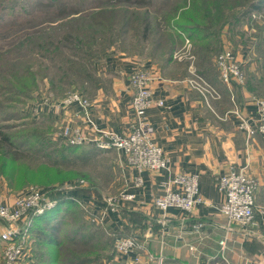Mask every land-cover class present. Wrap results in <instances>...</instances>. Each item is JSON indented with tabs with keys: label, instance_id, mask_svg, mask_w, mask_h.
<instances>
[{
	"label": "rangeland",
	"instance_id": "374dc122",
	"mask_svg": "<svg viewBox=\"0 0 264 264\" xmlns=\"http://www.w3.org/2000/svg\"><path fill=\"white\" fill-rule=\"evenodd\" d=\"M54 1L0 0V58L14 59V64L30 66L37 83V87L23 94H12L7 86L1 87L0 139L7 135L19 148L33 153L34 157L29 155L33 158L31 161L25 157L18 162L0 160V202L13 205L28 189L36 187L56 200L55 206L59 207L49 222L36 221V215L23 219L21 228H24L28 249L26 259L20 264H68L73 257L87 259L92 264H109L118 256L116 236L100 226H103L105 216L111 210L107 200L113 198L112 205H117L123 193H131L124 176L126 161L115 149H101L92 144L68 146L60 135L62 124L55 115L57 107L53 105L70 91L91 95L95 83L104 78L97 73V64L109 55L120 54L127 49L128 54L152 58L155 53L150 49L154 39H158L157 30L151 28L150 35L145 38L144 28L140 25L142 22L128 14L142 16L148 11V15L156 20L160 15L173 11L174 0H152L146 5L126 0H60L62 5ZM197 2L203 7L208 0ZM253 3L261 5V15L249 19V15L256 10ZM227 5V15L230 16L224 24L221 21L223 29H229L228 32L230 28L238 29L242 37L237 41L226 36L223 42L215 38L213 47L217 52L214 58L227 45L235 49L239 45L255 44L249 35L253 26L262 31L256 44L264 47V0H228ZM12 7H15L14 14L10 11ZM77 8H88V14L96 12V17L100 15L99 21L104 26L94 27L95 23L93 30L90 28L93 24L87 19L88 23L83 24L87 30L75 34L76 40H67L65 35L69 29L75 30L76 23L73 20L75 17L69 16L70 10ZM233 11L239 13L234 16ZM187 15L193 17L191 13ZM206 17L210 18L208 14ZM178 22L188 25L184 21ZM84 27L80 24V28ZM187 29L182 26L175 30L184 35L185 43L191 33ZM50 35H56V46H59L54 52L47 45L40 47ZM88 39L93 41L88 43ZM169 39L172 38L167 36L166 41ZM76 45L77 49H74ZM203 54L207 56L206 60H200L199 65L210 61L211 56ZM19 57L21 59H16ZM61 76L63 81L59 80ZM52 77L58 82L56 87L51 83ZM257 94L264 98V95ZM43 103L46 105L43 106ZM75 198L85 200L88 210L74 204ZM106 208L109 210L104 211ZM102 216L104 222H101ZM52 226L58 228V244H48L38 234V230L50 233ZM5 229L0 223V264H4L5 242L1 231Z\"/></svg>",
	"mask_w": 264,
	"mask_h": 264
},
{
	"label": "crops",
	"instance_id": "0c3cea01",
	"mask_svg": "<svg viewBox=\"0 0 264 264\" xmlns=\"http://www.w3.org/2000/svg\"><path fill=\"white\" fill-rule=\"evenodd\" d=\"M228 30L222 29L216 41L223 42L226 36L241 40L242 32ZM213 37L208 34L200 45L188 37L191 47H186L184 42L172 58L156 54L164 51L158 43L150 49L155 53L152 58L128 54L129 50L123 49L97 64V73L104 78L95 83L91 95L81 93L88 101L87 106L79 102L53 105L57 107L54 114L62 124L61 131L79 126L87 130L93 124L101 129L128 132L135 119L130 74L137 68H145L154 75L151 89L155 103L146 111L147 125L171 167L144 171V183L136 187L135 170L126 163L124 176L128 191L135 197L118 198L120 203L105 216L109 232L115 236H137L153 257L143 254L137 263L131 256H117L110 264H264V136L256 128L257 99L263 97L249 87V75L261 78L258 75L264 67V47L250 43L233 48L243 62L248 83L227 85L219 76L214 54H210L211 63L198 64V48L209 53L215 50L209 43ZM185 50L192 52L194 62L188 55L178 56ZM192 66L204 74L208 83L221 93V98L207 100L190 84ZM235 109L251 119V133L241 129ZM47 110L50 111L49 106ZM240 168L259 180L257 224L247 227L251 230L248 233L241 232L237 225L228 230L227 219L219 209L224 201L218 187L219 178ZM181 172L200 175L199 189L206 201L192 211L171 207L163 213L155 206L154 199L164 193L165 183Z\"/></svg>",
	"mask_w": 264,
	"mask_h": 264
},
{
	"label": "built area",
	"instance_id": "2783aa9c",
	"mask_svg": "<svg viewBox=\"0 0 264 264\" xmlns=\"http://www.w3.org/2000/svg\"><path fill=\"white\" fill-rule=\"evenodd\" d=\"M259 15L261 13H253L254 17ZM186 40L185 46L190 48V39L187 38ZM189 52L185 50V52L178 53V56L188 55V58L194 62V55ZM175 55L177 56V54ZM216 65L220 78L227 85L245 84L246 76L243 62L232 48L225 46L219 51L216 56ZM192 69V77L189 78L190 84L200 90L207 100L211 97L221 98V93L195 71L193 66ZM153 79V73L145 68H137L130 74L135 119L128 132H121L116 129H101L92 124V127L87 130H83L80 126L76 128L65 127L60 133L62 139L70 144H92L101 149L117 150L124 156L126 163L135 170L134 185L136 187L143 185L142 174L144 171L169 170L171 167L169 158L163 148L152 139L151 129L147 125L146 111L155 103L151 89ZM74 102H79L82 106L88 105V101L80 92L72 91L61 99L59 106ZM257 104L259 119L256 128L264 136V98L257 99ZM234 111L240 118L241 129L251 133L253 131L251 119L242 114L239 109ZM199 179L200 175L194 172L176 174L165 183L164 193L155 197V206L163 213H166L171 207L192 211L197 204L206 201L200 193ZM218 187L224 195V201L219 209L227 219V229L231 230L237 225L240 227L241 232L248 233L250 229H247V227L256 226L257 224L258 178L250 175L243 168L232 169L221 175ZM121 197L133 199L135 195L132 192L123 193ZM112 199L107 201L110 208L114 209L116 205H112L114 204ZM77 201L88 210L89 207L85 200L77 199ZM56 203V200L36 187L28 189L16 199L13 205L0 202V223L4 224L7 229V231L6 229L3 232L1 231L2 239L5 242L4 264H20L26 256L28 249L25 245L26 234L23 231L24 228H21L23 219H30L36 214L54 207ZM108 210L109 208H106L104 211ZM102 220H104V216L101 218V222H104ZM115 248L118 257L131 256L134 262H140L143 254L153 257L150 250L146 249L145 244L141 243L134 235L116 236Z\"/></svg>",
	"mask_w": 264,
	"mask_h": 264
},
{
	"label": "trees",
	"instance_id": "16d2710c",
	"mask_svg": "<svg viewBox=\"0 0 264 264\" xmlns=\"http://www.w3.org/2000/svg\"><path fill=\"white\" fill-rule=\"evenodd\" d=\"M112 1H116V0H112ZM126 1H130V2L133 1L136 3H140V4H145V5L150 4L152 2V0L151 1L150 0H147V1L145 0H126ZM197 1L199 0H191V1L190 0H174V3H173L174 6L172 8L173 11L168 12L162 16L160 15V17L157 18L156 20H154L150 16V14L148 15L149 13L148 11L146 12L145 15H142V16H137V15L133 16V14H128V15L129 17H133V18H135L136 16L142 22L140 25L141 27L144 28L145 38L148 37V35H150V33L148 32L151 31V28H155L157 30L156 34L158 35V39L157 41L154 39V43H158L161 45L162 48H164L163 52L156 53V54H165V56H167L168 58H172L174 56V52L177 49L181 48L184 44V37H183L184 35L183 34L181 35V32H179L180 33L179 34L175 31V30H178V28H182V26L187 27L188 28L187 31L191 32L188 34V36L191 38V40L195 39V43H199L202 40H206V37L208 36V34L214 35V37L212 38L213 40L209 41V43L213 46L215 44L216 36L218 37L221 30L224 28L222 24L228 21V18L230 16V15H227L229 14V6L227 5L228 0H208V2L205 3L203 7H201V4ZM54 3L58 5H62L60 0H56L54 1ZM206 4H210V6H206ZM239 5H241V3H239ZM252 5L256 9L253 12H258L259 14L261 5L258 6L257 3H253ZM14 8L15 7L10 8V11L12 12V14L15 13ZM96 8H98V6H96ZM261 10L263 9L261 8ZM70 12L71 13L69 14V16L75 17V19L73 20H75L76 23H75V30L69 29L68 34L65 35L67 40H72V39L76 40L74 36L75 34L83 33L84 30L85 31L87 30L83 26L84 23L85 24L86 22L88 23L87 19L91 21V24H93L92 27H90L93 30H94L93 26L95 23L97 24L94 27L104 26L99 21V19H101L100 15L96 17V14H95L96 12L88 14V8L72 9L70 10ZM253 12L251 14L249 13L250 14L249 19H251L252 17L253 19L256 18L253 16ZM188 13H191L193 17L187 15ZM238 13L239 12L235 14L234 12L232 14L237 15ZM207 14L210 16V18L206 17ZM58 20H56L55 22H58ZM178 21L187 22L188 25H181ZM80 24H82V27L84 28H80ZM219 24L221 25L219 26ZM235 30L236 29L230 28V31L232 33ZM251 32H252V35L250 37L254 41H255L254 36H256V40H257V38L262 35V31L261 32L258 31L257 27L255 26L251 28ZM95 35H98V32H95ZM167 36H170L172 39H169V41H166ZM209 37H211V35ZM90 41H93V40L88 39V43H90ZM154 43H153V47H154ZM45 45L49 46V50L54 52L53 50L59 47V46H56V35L54 36L50 35L44 43L40 44V47L45 46ZM199 45H197V47H199ZM74 49H77V45L74 47ZM198 50L199 51L196 52L197 57L199 58L198 64L200 60H206L204 58H206L207 56H205L203 53L209 54L210 56V54H214L217 52L216 49L212 50L211 53L202 51L199 48ZM16 59H21V57L16 58ZM13 60L14 59H10V61H8V59L0 58V78H1L0 92H1L2 86H7L8 88L7 90L9 91V93H12V94H23L37 87V83L35 82V79H33L32 77L34 73L32 72L31 67L24 66L20 63L14 64L12 63ZM209 62L211 63V60ZM259 72H260V75L258 76L259 77L261 76V78H257L255 77V75H249V87L254 92L256 93L258 92L264 95V67L259 69ZM199 74H201L206 79L203 73H199ZM245 76H246V81H247L246 71H245ZM252 79H254L253 83L250 82V80ZM59 80L63 81V77L61 76ZM51 83L53 87H56L58 82L56 78L52 77ZM70 92H67L64 95H67ZM66 144L70 147H80L81 146L78 144H70L68 142H66ZM29 155L34 157L33 153H30L25 149L19 148L17 144L14 143L11 140V138L8 137L7 135H3L2 139H0V160L6 161V162H18L21 160V158L25 157L29 159V161H31L33 158L30 157ZM82 180L84 181V179H81L80 181ZM77 199H82V198H75L74 204H77L79 207L83 208L82 205L77 201ZM69 201L73 202L71 200ZM58 205L60 206V203H58ZM58 209L59 207L55 206L41 213L36 214V217H35L36 221L43 220V221L49 222V219L56 214ZM102 225L103 226H100V227L107 230L105 223ZM57 229L58 228L56 226H52L50 233L38 230V234L42 236L48 244H58V237L56 233ZM138 239L141 240L140 238ZM25 259L26 258L24 257L22 261H24ZM68 264H92V262L88 261L87 259L80 258V257H73V259L70 260Z\"/></svg>",
	"mask_w": 264,
	"mask_h": 264
}]
</instances>
